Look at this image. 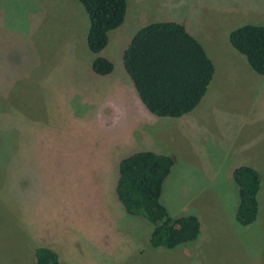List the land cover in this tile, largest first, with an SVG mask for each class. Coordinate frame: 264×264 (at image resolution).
I'll return each instance as SVG.
<instances>
[{"label":"rangeland","instance_id":"374dc122","mask_svg":"<svg viewBox=\"0 0 264 264\" xmlns=\"http://www.w3.org/2000/svg\"><path fill=\"white\" fill-rule=\"evenodd\" d=\"M139 1L126 0L100 53L114 71L100 76L77 0H0V264H36L40 246L60 264H264V76L230 43L233 30L264 25V0ZM159 20L183 22L216 68L200 105L171 127L143 105L123 61ZM144 150L173 159L161 202L173 218L198 217L197 240L154 249L152 223L120 203V162ZM245 165L261 177L249 226L233 179Z\"/></svg>","mask_w":264,"mask_h":264},{"label":"trees","instance_id":"16d2710c","mask_svg":"<svg viewBox=\"0 0 264 264\" xmlns=\"http://www.w3.org/2000/svg\"><path fill=\"white\" fill-rule=\"evenodd\" d=\"M85 9L90 27L87 46L97 57L92 70L100 76L114 71L113 62L100 53L109 43V33L121 27L127 14L126 0H77ZM232 47L246 58L251 69L264 76V25L247 24L230 34ZM126 73L138 97L153 115L180 118L200 105L215 75V63L183 22H155L141 28L123 54ZM174 165L165 154L144 150L120 162L116 194L125 211L144 217L153 225L150 244L154 249H175L197 240L201 230L194 215L173 218L162 204L164 183ZM239 190L237 220L253 224L259 216L261 177L250 166L233 171ZM36 264H60L51 248L35 249Z\"/></svg>","mask_w":264,"mask_h":264},{"label":"crops","instance_id":"0c3cea01","mask_svg":"<svg viewBox=\"0 0 264 264\" xmlns=\"http://www.w3.org/2000/svg\"><path fill=\"white\" fill-rule=\"evenodd\" d=\"M135 1H136V3H135ZM140 5L141 6V8H142V6L143 5H141L140 4V1L138 0H134V3H133V5ZM134 11H135V6H134ZM136 12V11H135ZM149 21V20H148ZM164 21H166V20H159V21H157V22H164ZM146 24H148L149 22H145ZM155 23V22H154ZM146 24H144L145 26H147ZM208 52V51H207ZM213 60V59H212ZM192 113V112H191ZM191 113H189V114H191ZM186 116V115H185ZM187 116H188V114H187ZM160 118H162V117H160ZM180 118H182V117H180ZM186 118V117H185ZM179 119V118H178ZM174 120H177V119H172V121H166V125H167V127H171V126H173V125H175V124H177V123H180V122H184V120L185 119H183L182 121H174ZM164 153V152H163Z\"/></svg>","mask_w":264,"mask_h":264}]
</instances>
